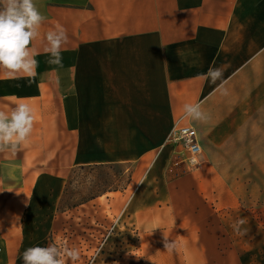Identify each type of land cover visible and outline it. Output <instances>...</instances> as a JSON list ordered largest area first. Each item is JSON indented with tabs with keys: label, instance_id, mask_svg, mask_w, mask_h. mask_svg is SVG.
Listing matches in <instances>:
<instances>
[{
	"label": "crops",
	"instance_id": "1",
	"mask_svg": "<svg viewBox=\"0 0 264 264\" xmlns=\"http://www.w3.org/2000/svg\"><path fill=\"white\" fill-rule=\"evenodd\" d=\"M35 3L45 17L30 45L37 76L31 85L0 79V111L25 103L34 118L19 150L0 152V264H22L26 248L52 244L73 219L111 236L190 233L202 216L206 144L200 168L179 173L167 138L191 125L219 145L264 104V0ZM58 25L67 36L60 66L43 54ZM209 68L224 70L215 84L202 78ZM194 103L206 120L185 117ZM112 164L129 170L122 188L59 207L74 169Z\"/></svg>",
	"mask_w": 264,
	"mask_h": 264
},
{
	"label": "rangeland",
	"instance_id": "2",
	"mask_svg": "<svg viewBox=\"0 0 264 264\" xmlns=\"http://www.w3.org/2000/svg\"><path fill=\"white\" fill-rule=\"evenodd\" d=\"M246 120L219 145L199 137L206 144L205 162L196 172L204 202L190 233L158 229L111 236L82 231L73 219L50 242L78 252L68 264H264V104ZM128 176L119 164L76 168L59 207L122 188ZM241 220L238 234L233 225ZM166 221L164 214L158 218V224ZM165 239L173 250L164 248Z\"/></svg>",
	"mask_w": 264,
	"mask_h": 264
},
{
	"label": "clouds",
	"instance_id": "3",
	"mask_svg": "<svg viewBox=\"0 0 264 264\" xmlns=\"http://www.w3.org/2000/svg\"><path fill=\"white\" fill-rule=\"evenodd\" d=\"M44 20L35 0H0V79H25L28 85L34 82L38 66L35 57L40 53L30 45L40 35L39 28ZM66 40V33L59 25L44 35L43 54L48 57V64L62 65L61 51ZM223 71L222 68H209L202 78L215 84L217 80H221ZM219 87L222 89L223 83ZM183 112L191 120L207 119L199 103L185 104ZM33 119L32 110L25 103L17 104L10 112L0 111V152L18 151L32 132ZM200 163L198 159L192 160L193 165ZM25 195L30 199L31 196ZM243 223L241 220L233 225L238 234ZM156 227L158 226H154L151 231ZM174 247L173 242L164 240L166 250L171 251ZM21 259L22 264H68L69 260L78 259V252L56 244L32 246L23 251Z\"/></svg>",
	"mask_w": 264,
	"mask_h": 264
},
{
	"label": "built area",
	"instance_id": "4",
	"mask_svg": "<svg viewBox=\"0 0 264 264\" xmlns=\"http://www.w3.org/2000/svg\"><path fill=\"white\" fill-rule=\"evenodd\" d=\"M167 142L174 146L171 168L179 173H189L200 168L204 152L197 130L191 125L174 127L168 135ZM198 159L200 164L193 165L192 160Z\"/></svg>",
	"mask_w": 264,
	"mask_h": 264
},
{
	"label": "trees",
	"instance_id": "5",
	"mask_svg": "<svg viewBox=\"0 0 264 264\" xmlns=\"http://www.w3.org/2000/svg\"><path fill=\"white\" fill-rule=\"evenodd\" d=\"M74 206V205H73Z\"/></svg>",
	"mask_w": 264,
	"mask_h": 264
}]
</instances>
